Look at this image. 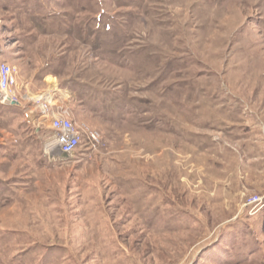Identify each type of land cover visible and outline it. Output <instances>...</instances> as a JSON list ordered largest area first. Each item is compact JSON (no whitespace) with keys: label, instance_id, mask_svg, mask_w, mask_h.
<instances>
[{"label":"rangeland","instance_id":"rangeland-1","mask_svg":"<svg viewBox=\"0 0 264 264\" xmlns=\"http://www.w3.org/2000/svg\"><path fill=\"white\" fill-rule=\"evenodd\" d=\"M2 61L0 264H264V0H0Z\"/></svg>","mask_w":264,"mask_h":264},{"label":"built area","instance_id":"built-area-1","mask_svg":"<svg viewBox=\"0 0 264 264\" xmlns=\"http://www.w3.org/2000/svg\"><path fill=\"white\" fill-rule=\"evenodd\" d=\"M18 86L17 77L12 68L6 62H0V102L9 104L16 101L15 89ZM38 97V98H37ZM47 96H36V102L42 116H46L49 121V128L52 132L45 144L47 154L67 156L73 155L81 142L86 139L92 149H95L100 138L96 130L86 126H77L68 116V112L60 108H51Z\"/></svg>","mask_w":264,"mask_h":264},{"label":"water","instance_id":"water-1","mask_svg":"<svg viewBox=\"0 0 264 264\" xmlns=\"http://www.w3.org/2000/svg\"><path fill=\"white\" fill-rule=\"evenodd\" d=\"M10 104H12V105H20V103L17 100L16 101H11ZM61 157L66 158L67 157V154L62 153L61 154Z\"/></svg>","mask_w":264,"mask_h":264}]
</instances>
